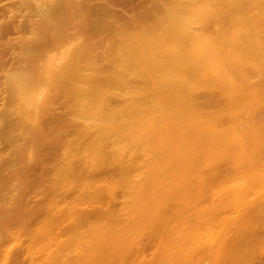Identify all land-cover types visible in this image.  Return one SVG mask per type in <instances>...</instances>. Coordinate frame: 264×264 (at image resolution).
Returning a JSON list of instances; mask_svg holds the SVG:
<instances>
[{
	"label": "rangeland",
	"instance_id": "374dc122",
	"mask_svg": "<svg viewBox=\"0 0 264 264\" xmlns=\"http://www.w3.org/2000/svg\"><path fill=\"white\" fill-rule=\"evenodd\" d=\"M158 2L79 0L84 14L69 15L58 0H0V264H45L30 250L41 229L44 233L39 237L54 248L60 243L68 246L62 257L56 250L49 264L212 261L206 242L221 221L211 218V191L233 174L224 163L212 168L213 153L186 161L163 159L158 154L161 135L147 144L136 130L132 147L121 138L116 143L107 139L101 159H83L99 149L84 143L82 118L74 115L80 96L99 94L105 111L113 105L119 121L133 116L141 125L144 114L131 112L130 105L145 109L149 100L178 90L174 81L148 75L142 66L135 70L130 66V60L140 62L143 56L147 34L142 27L157 26L159 20L176 21L154 15ZM214 21L183 18L185 44L193 33L200 38L212 34L208 28ZM171 69L170 63L167 71ZM192 99L196 110L222 105L214 92L198 90ZM185 113L190 118L193 112ZM227 122L224 116L220 124ZM167 133V143L174 141V123ZM139 177H145L139 187L151 192L133 218L159 225L163 216L166 226L131 232L124 251L114 255L90 260L71 252L68 241L90 229L129 220L122 203L127 197L138 198L134 189ZM165 182H171L170 187L179 182L180 190L160 192ZM124 189L132 193L127 196ZM217 198L224 201V195ZM263 227L264 215L241 241L243 250L219 257V264H264ZM197 237L203 242L199 256L194 252L157 256L158 247L180 239L191 247Z\"/></svg>",
	"mask_w": 264,
	"mask_h": 264
},
{
	"label": "bare ground",
	"instance_id": "6f19581e",
	"mask_svg": "<svg viewBox=\"0 0 264 264\" xmlns=\"http://www.w3.org/2000/svg\"><path fill=\"white\" fill-rule=\"evenodd\" d=\"M58 1L69 15L84 14L79 0ZM164 1L159 0L154 15L158 18L167 15L176 21L159 20L157 26L142 27L147 34L143 56L140 62L135 58L130 60V66L133 70L142 66L148 75L174 81L177 92L149 100L145 109L142 105H130L131 112L144 114L141 125L133 116H129V121H119L113 105L105 111L99 94L80 96L74 115L82 118L80 131L84 143L99 149V152L93 151L94 154L83 155V159H101L107 139L116 143L117 138H121L132 147L135 142L132 132L136 130L147 144L161 135L158 154L163 159L171 156L186 161L213 153V169L224 163L233 171L231 177L213 186L211 191L214 195L210 204L211 218H219L221 225L211 230L206 245L212 259L209 264H219V257L243 250L241 241L264 215V0ZM182 11L188 12L182 14ZM185 17L198 22L215 19L210 25H214L213 28H208L212 34L200 38L193 33V39L185 44V32L180 25ZM170 63L172 69L168 72ZM198 90L216 93L222 105L196 110L192 106V94ZM187 109L193 112L190 118L186 117ZM224 116L228 122L222 126L220 121ZM171 123H174V141L167 143ZM206 146L211 148L205 149ZM144 180L145 177L137 180L134 190L138 198L132 201L127 197L122 203L129 213L126 223L90 229L83 237L68 241L70 251L85 259L102 258L124 251L127 236L137 229L164 228L168 221L163 216L159 225L144 224L133 218L138 205L149 201L144 196L151 191L139 187ZM170 184L163 183L159 191L180 190L179 182L171 187ZM130 190L124 189L123 193L128 196L132 193ZM220 194L224 195V201L219 203L217 196ZM219 212L223 215L219 216ZM261 232L264 238V227ZM43 233L44 229L36 232L30 250L36 252L43 263L49 264L56 250L62 257L68 246L60 243L54 248L53 243L39 237ZM202 248L203 242L198 237L191 247H185L180 239L177 243L172 241L158 247L157 256H186L190 252L199 256Z\"/></svg>",
	"mask_w": 264,
	"mask_h": 264
}]
</instances>
